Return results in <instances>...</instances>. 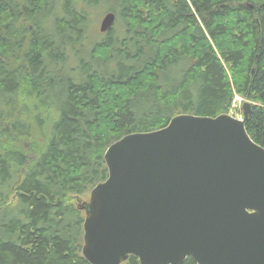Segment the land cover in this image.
I'll use <instances>...</instances> for the list:
<instances>
[{"label":"trees","instance_id":"16d2710c","mask_svg":"<svg viewBox=\"0 0 264 264\" xmlns=\"http://www.w3.org/2000/svg\"><path fill=\"white\" fill-rule=\"evenodd\" d=\"M101 6L114 26L86 40ZM236 94L264 148V0H0V264H90L79 196L108 146Z\"/></svg>","mask_w":264,"mask_h":264},{"label":"water","instance_id":"95a60500","mask_svg":"<svg viewBox=\"0 0 264 264\" xmlns=\"http://www.w3.org/2000/svg\"><path fill=\"white\" fill-rule=\"evenodd\" d=\"M115 14L105 12L101 30ZM242 117L176 114L104 153L107 177L84 206L90 264H264V148Z\"/></svg>","mask_w":264,"mask_h":264},{"label":"rangeland","instance_id":"374dc122","mask_svg":"<svg viewBox=\"0 0 264 264\" xmlns=\"http://www.w3.org/2000/svg\"><path fill=\"white\" fill-rule=\"evenodd\" d=\"M104 8H105L104 6H101L99 8V11L97 9L92 10L93 11L92 12L93 21L90 25L86 40H92L93 39V42H94V41L99 40L102 37V34H100V32H98L97 28L99 26L101 18L105 14ZM245 100L246 99L244 97L236 94L234 96V99L232 101V104L230 106V110H229L228 114H230L231 116H233L235 118H241L242 117L241 106ZM23 148H24V150L26 149V150L30 151L31 150V142H25L23 144ZM90 191H91V188H88L84 194H81L79 196V199L81 201L87 200L89 198ZM15 202H16V198L14 196H12L11 199L9 200L8 204L14 205ZM73 202H75V198H73ZM82 231H83V226H82ZM82 238H83V235H82ZM82 246H83V244H82ZM81 254H82V249H81ZM82 256H83V254H82Z\"/></svg>","mask_w":264,"mask_h":264},{"label":"bare ground","instance_id":"6f19581e","mask_svg":"<svg viewBox=\"0 0 264 264\" xmlns=\"http://www.w3.org/2000/svg\"><path fill=\"white\" fill-rule=\"evenodd\" d=\"M102 19H103V17H102L101 20H100V23H99V26H98V30H99V32H101V33H105L108 29L105 30V31H103V30H101V28H100V24H101V22H102ZM114 22H115V20H114ZM113 24H114V23H113ZM112 26H113V25H112ZM112 26H111L110 28H112ZM110 28H109V29H110ZM105 179H106V178H105ZM105 179H104V180H105ZM104 180H103V181H104ZM103 181H101V182H103Z\"/></svg>","mask_w":264,"mask_h":264},{"label":"flooded vegetation","instance_id":"af4514ba","mask_svg":"<svg viewBox=\"0 0 264 264\" xmlns=\"http://www.w3.org/2000/svg\"><path fill=\"white\" fill-rule=\"evenodd\" d=\"M114 23H115V22H114ZM113 26H114V24H113ZM113 26H112V27H113Z\"/></svg>","mask_w":264,"mask_h":264}]
</instances>
